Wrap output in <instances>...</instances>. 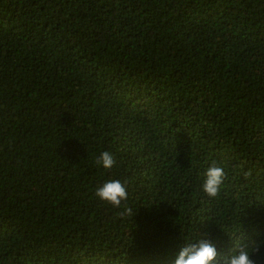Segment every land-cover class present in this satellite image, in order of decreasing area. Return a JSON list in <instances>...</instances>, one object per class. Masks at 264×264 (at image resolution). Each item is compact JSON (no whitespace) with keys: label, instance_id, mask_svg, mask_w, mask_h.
Segmentation results:
<instances>
[{"label":"trees","instance_id":"obj_1","mask_svg":"<svg viewBox=\"0 0 264 264\" xmlns=\"http://www.w3.org/2000/svg\"><path fill=\"white\" fill-rule=\"evenodd\" d=\"M199 239L264 264V0H0V264H174Z\"/></svg>","mask_w":264,"mask_h":264},{"label":"clouds","instance_id":"obj_2","mask_svg":"<svg viewBox=\"0 0 264 264\" xmlns=\"http://www.w3.org/2000/svg\"><path fill=\"white\" fill-rule=\"evenodd\" d=\"M96 163L105 169H110L115 164V159L110 152L104 151L97 158ZM205 177L202 191L210 198L217 197L225 178L223 168L213 163L206 170ZM95 196L115 208H120L122 201L127 200L128 193L125 185L119 180H109L96 189ZM120 215H132V209L125 205ZM234 249V251L229 249L227 252H218L207 239L188 241L180 247L174 264H255L246 245L235 246ZM258 250L257 245L253 251Z\"/></svg>","mask_w":264,"mask_h":264}]
</instances>
